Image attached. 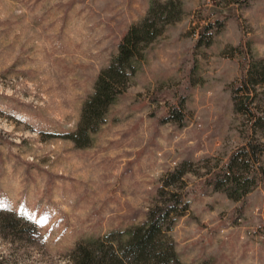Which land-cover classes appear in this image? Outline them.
I'll list each match as a JSON object with an SVG mask.
<instances>
[{"label": "rangeland", "instance_id": "obj_1", "mask_svg": "<svg viewBox=\"0 0 264 264\" xmlns=\"http://www.w3.org/2000/svg\"><path fill=\"white\" fill-rule=\"evenodd\" d=\"M168 1L0 0V264H74L171 200L183 264H264V84L243 82L264 70V0H173L104 121L72 139L124 34ZM249 142L235 199L212 179Z\"/></svg>", "mask_w": 264, "mask_h": 264}, {"label": "trees", "instance_id": "obj_2", "mask_svg": "<svg viewBox=\"0 0 264 264\" xmlns=\"http://www.w3.org/2000/svg\"><path fill=\"white\" fill-rule=\"evenodd\" d=\"M181 13L182 8L177 1L153 3L148 15L124 34L118 45V53L100 72L95 81L94 92L84 104L81 126L72 138L77 144L86 145L80 142L85 141L88 132L104 121L109 106L126 90L138 62L145 55L144 51L161 35L163 28L176 21ZM217 22L219 24L211 25H222V21ZM208 29L209 26H206L201 31L202 37ZM243 82L246 87L250 83L264 84V70L261 72L258 66L252 65L249 72L243 75ZM177 115L179 113L174 111L173 117ZM257 152L256 145L249 142L248 148L245 147L231 158L224 174L217 173L213 177L214 185L217 187L225 184L228 187L224 190L230 197L241 198L250 179L244 178V171L250 170L248 163L256 157ZM178 173L182 175L184 171L179 170ZM177 203L171 200L165 204H157L149 209L142 224L125 232H110L104 241H94L88 246L78 247L74 264H183L173 242L166 237L167 231L174 225Z\"/></svg>", "mask_w": 264, "mask_h": 264}]
</instances>
